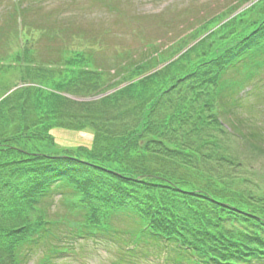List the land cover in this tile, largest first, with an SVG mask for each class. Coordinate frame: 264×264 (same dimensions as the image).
Instances as JSON below:
<instances>
[{"label":"trees","instance_id":"trees-1","mask_svg":"<svg viewBox=\"0 0 264 264\" xmlns=\"http://www.w3.org/2000/svg\"><path fill=\"white\" fill-rule=\"evenodd\" d=\"M31 10L15 4L0 25L17 42L12 60L0 56V75L26 62L37 83L0 87V264H26L39 244L59 251L52 241L64 219L81 237L112 229L138 243L154 238L178 264L264 263V190L244 186L236 167L246 165L232 148L263 152L264 136L224 116L237 90L264 73V0L229 4L165 48L151 41L140 59L120 51L109 69L93 37L42 25ZM64 33L57 68L38 61L40 37ZM57 128L94 137L62 147ZM55 190L80 224L44 212ZM122 213L137 226L115 229Z\"/></svg>","mask_w":264,"mask_h":264},{"label":"rangeland","instance_id":"rangeland-1","mask_svg":"<svg viewBox=\"0 0 264 264\" xmlns=\"http://www.w3.org/2000/svg\"><path fill=\"white\" fill-rule=\"evenodd\" d=\"M237 1L0 0V25L7 17L9 10H12L14 2L20 4L23 8L32 7L29 18L43 21L42 25H49L50 27V25L57 23V27L58 25L63 26L62 30L65 29L70 34L77 35V37L96 38L91 39L92 42H97L99 45L96 46L97 50L94 57L98 63L109 69L114 64V58L120 51L130 53L135 59H140L143 54L144 56L149 54L148 49H145L147 43L157 41L159 49L172 45L178 37H183L192 27L197 26L207 17L219 13L227 5ZM11 29L12 27H6L5 25V34L0 35V56H7L5 63L12 60L10 54L17 46L14 35L12 37V34H10ZM69 36L71 35L64 33L52 36L54 39H42L40 37L38 40V61H41L45 66L57 68L60 63L55 64L60 56L58 49L61 46L66 47L64 44L70 42ZM76 41L78 42V39ZM83 42L88 43L89 41L83 39ZM74 46L78 45L69 44L68 47L74 48ZM2 64L4 63L0 58V66ZM29 71L28 64L24 62L8 71L5 76L0 75V87L10 82V86L14 84L12 90L23 85L37 84L35 82L36 77ZM2 89L0 88V91ZM113 90L111 89L102 94H107ZM236 93L238 94V100L233 103L228 100L227 103L230 104V108L227 109V112L225 111V118L228 115H233L235 123L240 119L244 121L243 128L241 126L240 128L246 135L256 132L259 137L264 136V73L257 74L253 81L248 83V86L242 90H237ZM63 94L74 100H81L80 97L67 91ZM102 94L91 98L96 99ZM227 121L230 122V120ZM52 132L62 147L66 145L76 146L79 143L88 144L94 137L91 129H82L77 133H70L68 130L63 131L57 128ZM250 142H253V140H250ZM257 142L262 148L264 147L263 140L257 139ZM232 148L240 155L241 160L246 165L243 166L244 168L236 167V172L240 177L245 176L250 180V183H246L244 186L247 185L258 191L264 190V151H259L249 143L245 145V148L244 146L240 149L239 146H232ZM258 187H260V190ZM43 205L46 206L43 207L44 212L51 214V218L68 216V220L76 219L77 224L82 222L80 216L69 213V208L63 203V196L59 190H55ZM44 212L39 211L40 216L35 214L34 220H41ZM61 220L63 223V218ZM134 220L135 218L129 214L122 213L114 218L112 223L116 226L115 229L117 227L119 229L123 228L122 231L129 227H136L137 224ZM69 224L64 219V223L60 225L58 230L61 237L54 238L52 241L65 247L61 252L52 255L53 261L45 263L42 260L40 262L41 257L49 250V246L39 244L30 251V258L26 264H167L168 259H164V257L169 255V249L166 248V251L161 253L162 247H159L154 238H141L136 240L140 243H131L130 235H133V240L136 237L133 232L121 234L118 230L116 235L112 229L104 230L101 234L89 235L87 233L81 237L76 233L73 234ZM170 252V260H173V264H175L171 256L175 252L174 250L173 252L170 250ZM137 256H140L137 262H126ZM254 264L264 263L255 262Z\"/></svg>","mask_w":264,"mask_h":264}]
</instances>
